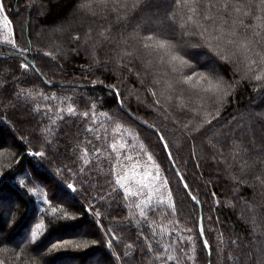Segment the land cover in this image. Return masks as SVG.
Returning a JSON list of instances; mask_svg holds the SVG:
<instances>
[{"label":"trees","instance_id":"trees-1","mask_svg":"<svg viewBox=\"0 0 264 264\" xmlns=\"http://www.w3.org/2000/svg\"><path fill=\"white\" fill-rule=\"evenodd\" d=\"M82 2L0 0L16 45L0 42V201L16 203L8 221L6 212L0 210V233L4 234L0 260L4 264H161L147 251L148 244L159 252L157 240L173 243L174 237L192 236L194 251L185 240V252L173 253L182 258V264H209L210 260L211 264H253L257 257L264 264V185L256 179L264 175V81L246 75L242 65L220 59L218 49L204 40L182 36L169 19L178 11L173 0H142L137 10L119 22L115 14L107 19L87 14ZM252 22L245 18L246 24ZM109 27L115 39L105 42L99 33ZM137 33L171 37L179 55L191 65L183 73L203 72L233 85L211 124L194 132L191 125L183 127L193 114L173 106L178 102L166 81L176 74L163 78L149 74L140 41L133 39ZM125 49L134 56H122ZM22 63L29 69L21 68ZM154 79L161 82L154 84ZM46 81L79 85H48ZM53 95L70 97L67 103L78 112L94 104L97 125L93 127L104 121L111 129L114 125L99 115L107 113L138 134L169 181L175 213L168 217L150 213L147 223L140 220L138 225L139 210L127 209L124 205L130 201L122 200V193H111L109 165L94 157L87 143L92 139L101 147L103 140L96 141L85 132L88 125L82 117L61 112L64 120H59L57 110L66 105L43 99ZM157 132L167 141L187 190L172 170ZM85 149L99 167L89 164L81 172L85 165L79 156ZM107 151L111 153L110 148ZM40 152L44 155H35ZM131 212L137 214L135 219ZM201 215L208 249L199 235ZM173 219L178 223H171ZM41 222L44 229L32 241L31 231ZM165 229L171 235L161 237ZM60 244L64 246L54 247ZM125 251L130 255L125 256Z\"/></svg>","mask_w":264,"mask_h":264},{"label":"snow or ice","instance_id":"snow-or-ice-1","mask_svg":"<svg viewBox=\"0 0 264 264\" xmlns=\"http://www.w3.org/2000/svg\"><path fill=\"white\" fill-rule=\"evenodd\" d=\"M141 3L142 0H83L81 8L93 17L101 16L104 19H107L109 14H115L116 21L119 22L125 19L130 11L137 10ZM173 3L178 11L172 12L169 19L173 25L179 27L182 36H196L200 40H204L209 46L218 49L217 55L220 59L237 66L242 65L246 75L250 74L251 78L256 81H264V44L261 43L264 40V0H173ZM3 10V3H0V12ZM245 18H251L253 22L246 24ZM3 27L7 32H12L10 21L6 15L3 17ZM101 27L103 28V26ZM110 33L109 27L103 29L99 35L105 42H108L115 39ZM74 39L80 38L74 37ZM133 39L140 41V48L144 53L145 68L149 69V74H154L160 78L168 76L169 73L176 74L172 79L166 81L167 88L172 91L178 102L173 106L193 114L183 127L188 129L191 125L190 130L194 132L199 131L205 124H211L212 120L219 115L226 98L231 94L233 85L225 82L222 77H214L203 72L183 73L182 69L191 67V65L179 55L177 44L169 36L147 35L140 37L137 33ZM2 42L11 44L13 47L16 46L14 39L9 38V35H5ZM122 42L127 44L128 40L123 39ZM22 51H27V49ZM45 55H51V53H45ZM122 56L133 57L134 52L125 49L122 51ZM21 68L28 70L29 65L22 63ZM152 69H155V73L151 71ZM129 71H131L130 68ZM152 82L154 84L160 83L161 80L154 79ZM151 94L156 96V92ZM117 95L119 96L118 92ZM43 99L60 100L66 106L57 110L56 115L59 120H64V116L60 115L61 112H66L73 117H82L88 125L85 132L92 134L96 141L103 140L101 147H97L92 139H88L87 143L92 145V155L96 158H103L109 165L108 171L112 175L107 183L111 186V193H122L120 198L124 201H130L124 206L127 209L139 210V219L136 220L138 225L140 220L147 223L150 213L164 217L175 213V201L169 181L153 155L147 151L144 143L139 141L138 134L132 129L116 123L114 117L107 113H99V115L105 117L114 126L110 129L105 126L104 121H100L97 127H93V125H97V113L94 104L88 111L78 112L73 104L67 103L71 99L70 97L61 99L53 95L51 97L44 96ZM168 99L171 101L173 96L170 95ZM155 103L159 104L160 101L156 100ZM48 111L51 112L52 108H49ZM49 119L52 118L49 117ZM52 123L55 124L56 121L52 120ZM145 123L147 124V122ZM148 126L152 127V125ZM101 130L103 135L100 134ZM47 131H51V129L49 128ZM157 135L171 162L172 170L180 177L184 189L187 190L188 184L184 182L183 176L176 171V164L173 161L172 153L168 151L167 141L158 132ZM233 147L238 149L239 146L234 144ZM109 148L111 153L107 151ZM35 155L43 156L44 153L40 152ZM88 157V149H85L79 156L85 165L84 168L80 169L81 172H85L86 167L93 164ZM93 167L98 168L99 166L93 164ZM248 167L251 169L255 165ZM256 179L261 185H264V175H259ZM68 187L72 188L73 186L69 184ZM30 191L35 192L36 190L31 189ZM111 193L109 194L111 195ZM187 195H190L192 200L199 204L197 197L191 195L190 191L187 192ZM158 209L159 211H157ZM52 212L56 213L57 209L53 208ZM252 214L255 217V210H252ZM136 215L135 212L130 213L133 219L136 218ZM170 222L178 223L175 219ZM253 222L256 223L255 220ZM43 229L44 224L42 222L35 224L34 230L31 231V240L35 241ZM184 231L191 232V229H184ZM139 235H143V232H140ZM156 235L157 233L153 230L152 236ZM159 235L163 237L164 235H171V233L165 229ZM199 235L201 238L204 236L202 224L199 227ZM113 239L116 237L113 236ZM185 240L189 242V246L194 251L192 236L174 237L173 243L157 240L156 243L162 250L156 252L152 245L148 244L147 251L153 254V259L161 261V264H167V261L182 264V258L173 253L185 252L183 247ZM63 246L62 244L54 245V247ZM108 246H112L111 240L108 241ZM203 246L205 249L209 248L207 239H203ZM75 247H87V244H76ZM126 247L131 249L133 246L127 245ZM124 255L129 256L130 253L125 251ZM261 255L264 256V250H261ZM244 256L246 259L250 258L248 254H244ZM17 258L19 259V257ZM117 258L119 259V257ZM187 258L194 259L191 256ZM228 259L239 260V257H229ZM0 264H4V261L0 260ZM253 264H262L261 258L257 257Z\"/></svg>","mask_w":264,"mask_h":264},{"label":"rangeland","instance_id":"rangeland-1","mask_svg":"<svg viewBox=\"0 0 264 264\" xmlns=\"http://www.w3.org/2000/svg\"><path fill=\"white\" fill-rule=\"evenodd\" d=\"M76 15V14H75ZM5 16V14L3 12H0V33H2V36L4 37L5 35H9V38L13 39L12 36H11V33L7 32V30L4 29L3 27V17ZM3 41V38L0 39V42L1 43H4L2 42ZM11 45V44H9ZM12 139H8V143H10ZM16 207V203L13 202V203H7V202H1L0 201V210L1 211H4L5 213V218L8 219L10 218V215L12 214V211L13 209H15ZM4 236V234L0 233V238H2Z\"/></svg>","mask_w":264,"mask_h":264},{"label":"water","instance_id":"water-1","mask_svg":"<svg viewBox=\"0 0 264 264\" xmlns=\"http://www.w3.org/2000/svg\"><path fill=\"white\" fill-rule=\"evenodd\" d=\"M47 82V84L48 85H55V84H57V85H68V86H73V85H79L78 83H63V82H50V81H46ZM140 122H142L143 124H146L144 121H142V120H139ZM168 151H170L169 150V148H168ZM176 171H178L179 172V170L176 168ZM180 173V172H179ZM180 175H181V173H180ZM182 176V175H181ZM192 195V194H191ZM197 204V203H196ZM198 206H200L201 207V204H200V202H199V204H197ZM203 225V216L201 215V217H200V224H199V227H200V225ZM204 227V226H203ZM203 239H206L205 238V234H204V236H203ZM209 264H211V260H210V262H209Z\"/></svg>","mask_w":264,"mask_h":264}]
</instances>
